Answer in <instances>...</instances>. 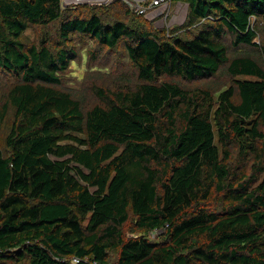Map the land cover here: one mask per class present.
Masks as SVG:
<instances>
[{"label":"trees","instance_id":"trees-1","mask_svg":"<svg viewBox=\"0 0 264 264\" xmlns=\"http://www.w3.org/2000/svg\"><path fill=\"white\" fill-rule=\"evenodd\" d=\"M169 1L0 0V264H264V0Z\"/></svg>","mask_w":264,"mask_h":264},{"label":"rangeland","instance_id":"rangeland-1","mask_svg":"<svg viewBox=\"0 0 264 264\" xmlns=\"http://www.w3.org/2000/svg\"><path fill=\"white\" fill-rule=\"evenodd\" d=\"M187 6L181 3L172 4L169 9L168 17L165 21L159 20V15L156 16V12L150 13L147 17H144L145 20L149 22L148 27L152 31L156 32H163L167 34V36H173L177 34H183L185 32V24H186V16H187ZM130 20L131 18L128 17ZM54 27L51 28H37V27H31L25 31L24 37L27 41H34L38 42L41 36H44V34L47 31L53 30ZM92 46V43L89 42L86 39H83L78 45V55L83 52V58L78 59V63L74 62L71 67V72L67 78V82H65L67 87L82 89L85 83V76L87 74V71L90 70V68L87 66V58L85 55V51L89 50ZM119 52L116 56H113L112 60L115 62H118L119 60ZM97 64H100L101 68L95 69L92 73L98 75V74H105L108 71H113L110 69L109 66L105 65V63L97 62ZM105 67V69L103 68ZM107 67V68H106ZM106 70V71H105ZM197 84L200 83V81L196 82Z\"/></svg>","mask_w":264,"mask_h":264},{"label":"built area","instance_id":"built-area-1","mask_svg":"<svg viewBox=\"0 0 264 264\" xmlns=\"http://www.w3.org/2000/svg\"><path fill=\"white\" fill-rule=\"evenodd\" d=\"M114 0H61L63 7L79 5H103L111 4ZM135 14L147 17L150 13L156 12L159 20L165 21L169 14L171 3L169 0H122ZM79 262L78 259H73Z\"/></svg>","mask_w":264,"mask_h":264}]
</instances>
